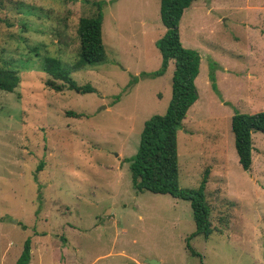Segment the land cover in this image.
<instances>
[{
    "label": "rangeland",
    "instance_id": "1",
    "mask_svg": "<svg viewBox=\"0 0 264 264\" xmlns=\"http://www.w3.org/2000/svg\"><path fill=\"white\" fill-rule=\"evenodd\" d=\"M94 1H105L106 58L73 70L78 19L96 13ZM159 6L0 0V65L20 77L13 91L0 90V264H15L25 240L28 264H264V133L252 132L245 171L231 130L234 113L264 110V0H196L179 21L183 47L200 55L198 98L177 131L179 187L197 188L209 169L212 230L190 239V202L136 192L125 161L144 122L171 99L173 60L156 73L166 30ZM44 55L94 91L47 86Z\"/></svg>",
    "mask_w": 264,
    "mask_h": 264
},
{
    "label": "trees",
    "instance_id": "2",
    "mask_svg": "<svg viewBox=\"0 0 264 264\" xmlns=\"http://www.w3.org/2000/svg\"><path fill=\"white\" fill-rule=\"evenodd\" d=\"M194 1L196 0H160L159 13L166 30L157 41L162 65L156 73L162 74L169 61L173 60L171 99L163 114H154L144 122L136 153L125 159L129 163L131 181L136 192L147 190L155 194H169L190 202L195 230L188 239L199 234L207 237L212 230L204 194L209 169L204 170L202 179L195 189L181 188L178 184L177 131L181 128L189 108L198 98L195 79L199 73L200 63L198 51L183 47L179 21L184 10ZM92 3L96 5V13L78 19L77 55L69 67L73 70L83 69L88 64L101 62L106 58L102 40V6L105 1ZM36 48L38 49L37 46H33L31 49L38 55ZM40 68L51 76V79L46 81V85L55 91H62L64 87L79 90L81 93L94 91V88L88 84L78 86L70 76L71 71L64 68L59 58L55 56L44 55L40 61ZM56 80L61 81L62 84L56 83ZM19 82L17 68L6 63L0 65V90L11 92ZM70 114L81 115L75 112ZM231 130L238 163L243 170L250 171L253 150L251 134L256 131L264 133V110L234 113L231 117ZM187 248L191 253L196 254L189 241ZM30 257V240H25L15 264H28Z\"/></svg>",
    "mask_w": 264,
    "mask_h": 264
},
{
    "label": "water",
    "instance_id": "3",
    "mask_svg": "<svg viewBox=\"0 0 264 264\" xmlns=\"http://www.w3.org/2000/svg\"><path fill=\"white\" fill-rule=\"evenodd\" d=\"M148 264H159L157 261H155L154 259H150L147 261Z\"/></svg>",
    "mask_w": 264,
    "mask_h": 264
},
{
    "label": "crops",
    "instance_id": "4",
    "mask_svg": "<svg viewBox=\"0 0 264 264\" xmlns=\"http://www.w3.org/2000/svg\"><path fill=\"white\" fill-rule=\"evenodd\" d=\"M196 80V79H195ZM197 88V87H196ZM252 166V165H251ZM251 170V169H250ZM31 252H33V248H31ZM31 259V258H30ZM30 263V262H29Z\"/></svg>",
    "mask_w": 264,
    "mask_h": 264
}]
</instances>
